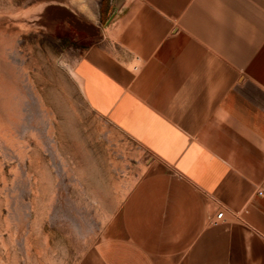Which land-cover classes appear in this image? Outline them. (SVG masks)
<instances>
[{
  "label": "crops",
  "instance_id": "0c3cea01",
  "mask_svg": "<svg viewBox=\"0 0 264 264\" xmlns=\"http://www.w3.org/2000/svg\"><path fill=\"white\" fill-rule=\"evenodd\" d=\"M104 3L58 4L90 39L74 73L150 161L96 261L264 264V0Z\"/></svg>",
  "mask_w": 264,
  "mask_h": 264
},
{
  "label": "rangeland",
  "instance_id": "374dc122",
  "mask_svg": "<svg viewBox=\"0 0 264 264\" xmlns=\"http://www.w3.org/2000/svg\"><path fill=\"white\" fill-rule=\"evenodd\" d=\"M58 4L107 17L104 0H0V264H98L93 246L121 234L148 172L149 154L86 99L74 72L90 39Z\"/></svg>",
  "mask_w": 264,
  "mask_h": 264
},
{
  "label": "water",
  "instance_id": "95a60500",
  "mask_svg": "<svg viewBox=\"0 0 264 264\" xmlns=\"http://www.w3.org/2000/svg\"><path fill=\"white\" fill-rule=\"evenodd\" d=\"M117 9H118V5L116 4V5H115V10H117ZM64 18H65V19H62L63 22H65V20H66L65 23H66V24H67V25H68V26L74 31L75 28H73V27L71 26L72 23L74 22L73 19H70L68 16H65ZM81 29H83V30H81L82 32H80V33H81V34L85 33L84 31H85L86 29H84V28H82V27H81ZM74 32H75V31H74ZM78 33H79V32H78ZM85 34H86V33H85Z\"/></svg>",
  "mask_w": 264,
  "mask_h": 264
},
{
  "label": "built area",
  "instance_id": "2783aa9c",
  "mask_svg": "<svg viewBox=\"0 0 264 264\" xmlns=\"http://www.w3.org/2000/svg\"><path fill=\"white\" fill-rule=\"evenodd\" d=\"M222 215H223V212L221 211V212H219V213L216 214L215 218H216L217 220H218V219H221V218H222ZM214 223H216V222H214Z\"/></svg>",
  "mask_w": 264,
  "mask_h": 264
}]
</instances>
